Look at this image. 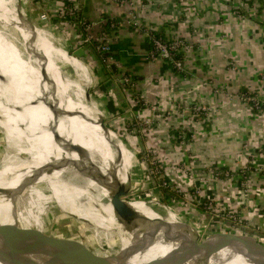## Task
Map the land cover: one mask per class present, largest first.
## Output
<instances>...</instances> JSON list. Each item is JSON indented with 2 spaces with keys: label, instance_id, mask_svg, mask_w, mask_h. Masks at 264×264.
Wrapping results in <instances>:
<instances>
[{
  "label": "crops",
  "instance_id": "obj_1",
  "mask_svg": "<svg viewBox=\"0 0 264 264\" xmlns=\"http://www.w3.org/2000/svg\"><path fill=\"white\" fill-rule=\"evenodd\" d=\"M40 1L32 3L31 18L41 23L39 14L46 11L50 24L44 30L79 43L86 61L94 64V92L111 127L137 126L131 119L136 113L154 119L158 124L148 142L165 147L161 154L171 160L190 153L197 160L192 165L197 176L214 169L238 172L252 159L264 168V113L243 97L244 92L264 95V16L259 1L249 8L242 0H131L155 32L184 41L181 70L165 59H149L151 44L129 25L120 0H83L74 22L57 18L66 8L64 0ZM83 22H98L91 31L97 38L107 33L110 54L98 52L94 42L85 39ZM123 75L130 81L127 85ZM197 106L207 108L204 115L198 116ZM178 140L187 148L175 150ZM246 173L252 193L260 196L248 199L249 214L244 216L264 227V174ZM224 183L214 185L213 191L238 192L234 181Z\"/></svg>",
  "mask_w": 264,
  "mask_h": 264
},
{
  "label": "bare ground",
  "instance_id": "obj_2",
  "mask_svg": "<svg viewBox=\"0 0 264 264\" xmlns=\"http://www.w3.org/2000/svg\"><path fill=\"white\" fill-rule=\"evenodd\" d=\"M5 2L6 0H0V129L5 132L10 151L27 153L31 155L32 161L26 165L20 164L29 173V177L26 176V185L23 184L25 176L22 175L23 172H19V165L0 166V223L29 222L42 228V214L47 206L53 205L67 213L71 222H87L86 230L96 233L99 238L117 239L118 236L113 231L117 230L121 233V244L129 245L136 236L127 235L128 232L118 222L108 198L110 190H127L130 177L137 175L139 169L134 152H131L114 131L102 129L99 123L102 113L99 101L94 98L86 100V89L92 83L89 67L82 60L68 54L67 48H63V41L59 45L49 32L38 27L40 46L48 60V73L63 91L53 93L52 99L46 98L45 91L52 92V88H44L41 84L39 70L33 59L26 55L23 40L21 39V45L24 52L19 53L9 44L7 26L14 25L17 32H22L9 18L8 13L3 11ZM70 87L77 99L72 98L67 91ZM4 92L5 95L2 96ZM47 99L51 102L58 101L56 105L61 112L66 110L68 113H78L71 117L65 112L56 121L60 135L68 140L69 145L80 151L83 157L70 151L66 143L57 144L54 141L50 127L52 128L55 118L44 103ZM64 157L79 161L83 166L90 165L92 169L100 168L104 178L99 181L89 178L86 173L79 176L72 165H60V160ZM9 163L15 164V161ZM49 163L54 164L57 169L45 170L43 165ZM40 184L47 189L44 195L36 190ZM27 194L31 201L26 206L30 208L25 210L21 205L26 199L24 195ZM133 205L152 223L160 220L177 229H185L188 224L193 225L161 202L140 199L133 200ZM209 238L229 239L263 255L262 250L256 246V243H263L255 236L222 231L210 235ZM176 246V243L163 241L159 237L152 246L132 256L128 262L144 264L152 258L169 253ZM0 264L26 263L20 262L11 254L1 257ZM171 264L206 263L201 257L191 254L181 256ZM209 264L251 263L245 257L224 248L211 258Z\"/></svg>",
  "mask_w": 264,
  "mask_h": 264
},
{
  "label": "rangeland",
  "instance_id": "obj_3",
  "mask_svg": "<svg viewBox=\"0 0 264 264\" xmlns=\"http://www.w3.org/2000/svg\"><path fill=\"white\" fill-rule=\"evenodd\" d=\"M24 1L26 3L27 10H29L30 12L31 18V8H35V5L32 3L35 0ZM258 1L263 8V11H261L260 13L264 16V0H242L241 2L244 6L254 8V5ZM41 2L42 0L40 1V3ZM8 7L12 8L13 6H9L6 4L5 9ZM3 11L7 13L4 8ZM8 16L10 18V15ZM31 19L36 22L37 27L46 30L49 29L47 27L48 25H45L43 22L39 23L33 18ZM13 27L14 25L6 27L8 28L9 32L8 35H6L10 41L9 44L14 46V48H16L19 53L24 52V49L21 45L23 34L17 32V30ZM19 31L22 32L21 29ZM53 33L51 32L50 34L52 36L54 35L53 37L56 43L60 45L63 41L66 46H64L63 48H67V52L71 56L82 60L89 67L92 77V83L87 87V89L90 88L89 91L92 97L95 100L99 101L100 106L102 107L99 98L94 92V64L91 65L90 62L86 61L87 58L79 49L80 45L77 41L68 39L66 34L64 35L62 33H58V36V34ZM25 53L28 56L27 51ZM129 82L130 81H128V83ZM4 95L5 92L2 93V96ZM255 101L259 102V108H261L260 110H258V108L256 111L264 113V104L260 103L262 101L264 102V95H255ZM102 113L104 114L103 110ZM134 115L133 117H131V119H135L137 126L134 125L135 127H132L131 129H127L128 126H125L121 129H115L114 127H111L109 125L110 120L104 114V123L110 128V130L114 131L121 138V140H123L126 146L131 150V152H134L135 162H137V167L139 169L137 171V175L130 177L128 184L126 185L127 190L129 191V193L125 196L126 199L132 201L140 199L146 201L155 200L157 202L163 203L164 205H167L176 214L182 215L185 219L189 220L193 224V226L200 231V236L202 239H205L214 233L227 231L255 235L264 244V227H259V225H252L245 219L244 216L249 214L248 207L246 206V204L248 203V199L252 198L254 195L260 196V194L258 193H252V183L246 171L254 170L256 174H264L263 167H260L257 164L254 165L252 163V161L254 160L252 159L249 163L247 162L245 166H243L238 172H232L230 170L223 169H214L212 170V172L207 171L204 176H197L195 170H193L192 168V165L197 161L194 156L188 153L186 158H180V160H171L168 155H166L165 158L163 153L161 154V152H164L165 147L152 145L148 142V139L153 132L154 124H158L157 121H154V119H150L145 115H139L138 113ZM4 133L5 132L0 129V166L8 164L11 166L19 165V172H23L22 175L25 176L23 184L25 183L26 185V183H28L26 176L29 177V173L27 172V168H23V166H20V164L26 165L31 163L32 157L27 153L19 152L17 150L10 151ZM181 135V139H183L184 132L181 133ZM180 141L181 140H178L177 144L174 145L175 150H183L187 148L184 140H182V142ZM8 161H15V164L9 163ZM14 176L15 175H13V177ZM225 181H234L239 187L238 192L236 191L234 194L227 193L225 191V188H222V190H224L223 192L213 191L214 185H222V183H224ZM36 190L41 194L47 193L46 187L42 184L38 185ZM24 196L26 199H24V202L21 206L22 208L24 207L25 210H28L30 207L26 206L28 202L31 201V199L28 194ZM42 215L52 217L56 222L55 226H57V223L62 221L78 229L80 232L84 233L80 235L82 239L86 241L90 246H95V244L91 242V238L98 235L86 230V226L88 225L87 222H85L84 224L82 222L78 223L77 221L76 223L75 221L71 222L70 217H68L67 213H64L61 209L53 205L51 207L47 206ZM65 219H68L69 221H65ZM227 221H231L234 224L243 226V231H240V229L234 227L233 225L229 226L227 224ZM113 231L118 236L117 239L101 237L102 240L100 243H102L103 246H106L107 243H110L116 247L120 246L121 233L117 230ZM15 257L20 262H25L24 258L21 255H15ZM51 264L69 263L53 262Z\"/></svg>",
  "mask_w": 264,
  "mask_h": 264
},
{
  "label": "water",
  "instance_id": "obj_4",
  "mask_svg": "<svg viewBox=\"0 0 264 264\" xmlns=\"http://www.w3.org/2000/svg\"><path fill=\"white\" fill-rule=\"evenodd\" d=\"M7 5H12L6 8ZM83 0H78L77 14L80 17ZM4 10L10 15L11 20L21 29L23 34V41L25 43L26 51L31 59H33L35 66L39 70L41 84L44 86H51L52 92H46V98L53 97V93L63 92L55 80L51 79L47 70V56L40 46V36L38 27L30 18V12L26 8L24 0H6ZM69 54V53H68ZM105 56L110 52L103 53ZM113 83V81H111ZM40 85V84H39ZM50 87H48L49 90ZM59 90H58V89ZM90 88L86 90V100L93 98ZM118 90V88H115ZM68 92L71 93L72 98H76L75 92L70 87ZM56 98H58L56 96ZM44 101V100H42ZM58 101L51 102L45 100L44 103L54 116V122L50 131L53 139L57 144H65L72 152H76L79 156L82 153L69 145L68 140L59 133L58 118L60 115H67L74 117L78 115L76 112H71L58 109L56 105ZM64 112V113H63ZM105 117L101 113L100 126L104 130L110 128L104 123ZM83 157V156H82ZM62 167L72 165L80 176L86 173L89 178L98 179L104 178V174L100 168L92 169L89 165L83 166L79 161L66 158L60 160ZM45 170H55L56 166L52 163L43 165ZM39 179V177L37 178ZM36 179V180H37ZM104 185V184H103ZM105 187V186H104ZM87 189L93 192L92 189ZM106 189H108L106 187ZM110 190V189H108ZM129 193L126 189L110 190V197L108 198L110 204L116 214L118 222L126 229L127 235L134 234L136 237L132 243L124 246L120 244L116 247L110 243L103 246L101 238L93 236L91 242L95 246H90L82 239L80 235L84 234L78 229L60 221L55 226V221L52 217L42 216V228L37 227L29 222H14V223H0V258L11 254L21 255L26 264H51L53 262L77 263V264H129L128 260L145 249L152 246L159 237L163 241L176 243L177 246L169 253L152 258L144 264H171L174 260L181 256L197 255L202 260L209 264L211 258L224 248L230 249L232 252L245 257L251 264H264V244L256 243V246L262 250L263 255L257 253L250 247L237 244L229 239L219 238L211 239L209 237L202 239L200 231L193 225H186L185 229H177L169 227L164 222L157 220L152 223L146 215L141 213L134 205L132 200H128L125 196ZM229 226H234L240 231L244 227L227 221ZM241 234V233H240ZM242 235H248L242 233ZM255 236V235H249ZM264 236V234H263ZM91 237V236H89ZM257 237V236H255ZM256 242V241H255Z\"/></svg>",
  "mask_w": 264,
  "mask_h": 264
},
{
  "label": "built area",
  "instance_id": "obj_5",
  "mask_svg": "<svg viewBox=\"0 0 264 264\" xmlns=\"http://www.w3.org/2000/svg\"><path fill=\"white\" fill-rule=\"evenodd\" d=\"M72 3V6L66 7L61 11V15L64 16L65 14L74 15L77 11L78 2L77 0H69ZM121 4H123L127 8V12L129 15L128 23L132 26L135 30L142 33L150 42L151 48L149 52V59L156 60V59H165L167 60L175 69L181 70L182 65V50L184 49V41L181 39H165L161 35H159L155 30L144 23L141 18L139 17L136 7L134 6V2L131 0H120ZM40 20L43 21L44 24H50V18L46 11H41ZM98 22H83L82 29L85 32V39L88 41H93L100 53H106L111 51V47L107 42V33L103 32L100 34L99 38H97L94 32L91 31L92 27L97 24ZM121 81L124 85H126L129 79L125 76L122 77ZM244 99H251L253 100L254 108H259V102L255 101V97L247 95V92L243 93ZM264 104V102H260ZM259 108L258 110H260ZM204 110H207L206 107L197 106L195 111L198 116L204 115Z\"/></svg>",
  "mask_w": 264,
  "mask_h": 264
},
{
  "label": "trees",
  "instance_id": "obj_6",
  "mask_svg": "<svg viewBox=\"0 0 264 264\" xmlns=\"http://www.w3.org/2000/svg\"><path fill=\"white\" fill-rule=\"evenodd\" d=\"M64 3L66 5V7H70L72 6V3L69 1V0H64ZM77 11L74 15H68V14H65L64 16H58L57 18H60V19H65V20H69L71 22H74L76 19H77ZM84 35H85V32H84ZM86 37V35H85ZM95 44V43H93ZM171 65V64H170ZM245 91V90H244ZM176 133H179V132H176Z\"/></svg>",
  "mask_w": 264,
  "mask_h": 264
}]
</instances>
